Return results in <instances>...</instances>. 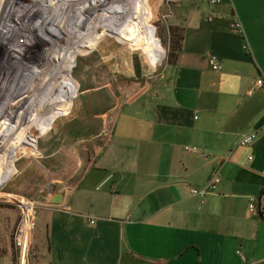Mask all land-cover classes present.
Returning a JSON list of instances; mask_svg holds the SVG:
<instances>
[{
  "label": "crops",
  "instance_id": "obj_1",
  "mask_svg": "<svg viewBox=\"0 0 264 264\" xmlns=\"http://www.w3.org/2000/svg\"><path fill=\"white\" fill-rule=\"evenodd\" d=\"M205 2L177 5L173 64L127 99L82 176L63 186L50 178L36 196L40 264H264V89L254 87L264 79V0ZM234 16L244 36L230 29ZM214 175L213 193L190 194Z\"/></svg>",
  "mask_w": 264,
  "mask_h": 264
},
{
  "label": "rangeland",
  "instance_id": "obj_2",
  "mask_svg": "<svg viewBox=\"0 0 264 264\" xmlns=\"http://www.w3.org/2000/svg\"><path fill=\"white\" fill-rule=\"evenodd\" d=\"M180 1L0 0V264H40L36 196L53 177L75 184L123 104L160 75ZM88 127L102 137L79 139ZM29 207L21 260L14 235Z\"/></svg>",
  "mask_w": 264,
  "mask_h": 264
},
{
  "label": "built area",
  "instance_id": "obj_3",
  "mask_svg": "<svg viewBox=\"0 0 264 264\" xmlns=\"http://www.w3.org/2000/svg\"><path fill=\"white\" fill-rule=\"evenodd\" d=\"M208 4L211 7L214 6H218L221 4V0H207ZM213 19L212 15H210L209 17H207V21L211 22ZM230 29L237 35L240 36H244V31L243 28L241 26L240 21L234 16L232 18V23L230 25ZM246 48V47H244ZM209 65L212 71L214 72H219L221 70L219 61L217 59V57L215 56H210L209 57ZM254 87L258 88V89H264V79H258L256 80ZM257 137V133L253 132L247 135H244L241 139L240 145L242 146H248L250 144H252V142L256 139ZM185 151H191V152H195L198 153L199 150L197 148H185ZM205 156V155H202ZM250 159V158H249ZM219 184V178L214 175L209 182L207 183V185L202 188V189H190V194L192 196H197L200 198H204L207 194L213 193L217 186ZM30 209L28 210V208H26V212L24 213V219L17 227L16 231H15V235H14V245L16 248H18V250H21V260H22V253L26 248V255L25 258L28 255L29 252V240H30V235H31V231L33 229V209L31 207H29ZM256 209L255 207V203L252 200L249 204V210L250 212H254ZM91 225L94 223V221H90L89 222Z\"/></svg>",
  "mask_w": 264,
  "mask_h": 264
},
{
  "label": "trees",
  "instance_id": "obj_4",
  "mask_svg": "<svg viewBox=\"0 0 264 264\" xmlns=\"http://www.w3.org/2000/svg\"><path fill=\"white\" fill-rule=\"evenodd\" d=\"M168 32V46L165 51L166 63L173 64L176 54L180 51L182 41V29L178 27H169Z\"/></svg>",
  "mask_w": 264,
  "mask_h": 264
},
{
  "label": "water",
  "instance_id": "obj_5",
  "mask_svg": "<svg viewBox=\"0 0 264 264\" xmlns=\"http://www.w3.org/2000/svg\"><path fill=\"white\" fill-rule=\"evenodd\" d=\"M60 195H55V196H53V198H52V201H51V203L52 204H59L60 203Z\"/></svg>",
  "mask_w": 264,
  "mask_h": 264
}]
</instances>
